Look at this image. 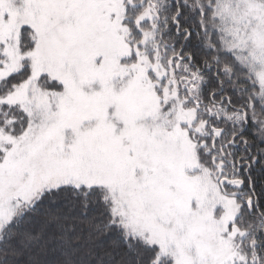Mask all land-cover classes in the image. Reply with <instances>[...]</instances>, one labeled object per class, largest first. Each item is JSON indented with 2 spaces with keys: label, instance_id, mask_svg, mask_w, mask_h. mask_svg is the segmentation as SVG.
Returning <instances> with one entry per match:
<instances>
[{
  "label": "snow or ice",
  "instance_id": "obj_1",
  "mask_svg": "<svg viewBox=\"0 0 264 264\" xmlns=\"http://www.w3.org/2000/svg\"><path fill=\"white\" fill-rule=\"evenodd\" d=\"M0 264H264V0H0Z\"/></svg>",
  "mask_w": 264,
  "mask_h": 264
}]
</instances>
